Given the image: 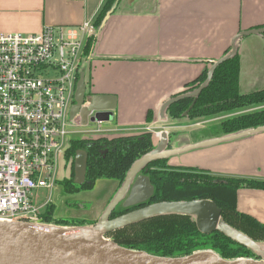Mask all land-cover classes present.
Instances as JSON below:
<instances>
[{
    "label": "crops",
    "instance_id": "obj_1",
    "mask_svg": "<svg viewBox=\"0 0 264 264\" xmlns=\"http://www.w3.org/2000/svg\"><path fill=\"white\" fill-rule=\"evenodd\" d=\"M106 1L0 0V34L32 35L45 27H63L78 30L81 36L79 28L87 22L94 25ZM263 27L264 0H123L98 31L84 64L86 72L92 70L88 91L105 97V107H115V124L108 129L121 133L102 137L151 132L157 145L160 133L170 135L174 127L182 126L180 120L160 117L164 103L185 91L210 67L208 61L225 56L238 33ZM239 54L241 86L247 79L249 87L254 78L244 79L246 54ZM150 111L154 121L148 124ZM75 126L81 128V120ZM216 150L221 149L204 153ZM213 155L218 161L197 160L194 165L218 175L240 173L264 179V133ZM263 192L243 189L237 196L238 210L262 223Z\"/></svg>",
    "mask_w": 264,
    "mask_h": 264
},
{
    "label": "trees",
    "instance_id": "obj_2",
    "mask_svg": "<svg viewBox=\"0 0 264 264\" xmlns=\"http://www.w3.org/2000/svg\"><path fill=\"white\" fill-rule=\"evenodd\" d=\"M122 1L107 0L94 22L95 28H100L104 21L115 13ZM94 46L95 41L91 37L86 47L87 56L92 53ZM230 51L231 48L226 55ZM208 69L209 67L198 78L188 83L185 91L177 96L196 91L207 79ZM241 71L242 61L238 53L216 69L210 84L199 95L187 116L185 113L193 104V99L172 105L167 110V116L172 120L201 121L224 114H238L206 130L205 136L196 140V143L264 126V89L241 93ZM153 121L154 113L150 111L147 123L151 124ZM171 135L172 133L170 138ZM155 148V138L151 132L71 141L64 155L66 163L71 165L70 176L58 181L57 192L64 196L91 191L102 179L113 180L117 184V192L125 182L132 165ZM170 148H174L172 142ZM80 151L87 154L83 184L76 183V157ZM169 162L155 161L141 172V175L149 178L154 187L153 197L146 206L164 202L211 200L222 210V217L228 225L256 243L264 244V223L250 214L240 212L237 206L240 190L264 191V181L216 176L201 168L172 166ZM137 208L127 209L120 204L111 219ZM41 218L44 224L60 227H85L97 223L96 221L86 224L84 221L59 218L56 203L49 205ZM106 237L121 247L157 257L181 258L198 252L212 251L225 260L259 259L251 250L238 245L220 232L211 235L201 233L195 219L189 216L168 215L148 219L110 232Z\"/></svg>",
    "mask_w": 264,
    "mask_h": 264
},
{
    "label": "water",
    "instance_id": "obj_3",
    "mask_svg": "<svg viewBox=\"0 0 264 264\" xmlns=\"http://www.w3.org/2000/svg\"><path fill=\"white\" fill-rule=\"evenodd\" d=\"M255 34H264V27L238 33L233 38L231 51L227 55L219 60L208 61L210 67L205 82L196 91L173 97L165 102L160 110V117L165 119L167 110L172 105L193 99V104L185 113L187 116L195 106L199 95L210 84L216 69L238 54L239 40ZM86 76V68H83L76 88L74 105L70 111L71 121L81 120V127L112 121L115 107H105L103 105V102L107 101L105 97L88 91ZM261 133H264V126L207 139L180 149H171L170 135L163 131L160 133L155 150L132 165L125 182L94 226L60 227L44 223L0 221V264H264V244L256 243L228 225L222 217V210L211 200L151 204L111 219L120 204L128 209L146 203L153 197V185L148 177L141 175L151 163L169 160L171 156L191 150L212 147ZM86 162L87 154L84 151L78 152L77 184H83L85 180ZM168 215L192 217L201 233L211 235L220 232L238 245L251 250L259 259L225 260L212 251L198 252L181 258L157 257L143 251L121 247L106 237L110 232Z\"/></svg>",
    "mask_w": 264,
    "mask_h": 264
},
{
    "label": "built area",
    "instance_id": "obj_4",
    "mask_svg": "<svg viewBox=\"0 0 264 264\" xmlns=\"http://www.w3.org/2000/svg\"><path fill=\"white\" fill-rule=\"evenodd\" d=\"M77 31L0 34V221L42 223L54 203L57 159L76 123L70 111L95 25ZM41 189L49 192L43 204Z\"/></svg>",
    "mask_w": 264,
    "mask_h": 264
},
{
    "label": "rangeland",
    "instance_id": "obj_5",
    "mask_svg": "<svg viewBox=\"0 0 264 264\" xmlns=\"http://www.w3.org/2000/svg\"><path fill=\"white\" fill-rule=\"evenodd\" d=\"M109 18V17H108ZM108 18L104 21V23L108 20ZM103 23V25H104ZM96 28L94 35L92 38L96 42V36L99 30L102 29ZM239 51L244 55L246 54L245 67H244V79H246L247 75H251L254 78L253 85L249 87L245 86V82L248 84L247 79L244 80V84L241 86V93H248L254 90H259L264 88V34H255L248 35L239 40L237 43ZM238 51V53H239ZM240 55V54H239ZM257 63V64H256ZM255 68V69H254ZM253 70H255L253 72ZM87 83L91 78L92 70L90 68L87 69ZM250 73V74H249ZM89 85V83H88ZM241 114V113H239ZM236 115L224 114L218 117L206 118L201 121H192L182 119L180 121L179 127H174L172 129V145L175 149L184 148L187 145L194 144L196 140H199L200 137L205 136V131L210 130L213 126L221 124L223 121L233 118ZM113 121V120H112ZM109 121L102 124H91L88 127L76 128V126L68 128L70 134L67 136V140L65 146L62 148V151H65L67 148V143L69 144L71 141L77 140H85V139H96L102 136L108 135H118L121 132L112 131L116 129H108L109 125H114L115 123ZM199 123V124H197ZM254 136V135H253ZM252 136H247L244 138H240L237 140H233L230 142H225L216 146L201 148L196 150H191L189 152H185L182 154L171 156L169 159V163L173 166H184V167H196L197 160H200L204 163H209L214 159L218 161V155H213L220 151H227V149L237 142H244L248 139H251ZM214 150L221 149L212 152V154L204 153L206 150ZM235 147L231 150L235 151ZM192 162V163H190ZM57 171L58 175L61 176V179L67 178L70 176L71 165L66 163L63 157H58L57 159ZM197 168V167H196ZM207 170V169H206ZM212 175L223 176V177H236V178H246V179H255L263 181L264 179H259L255 176L251 175H218L214 172H210ZM59 184L56 186V190L53 193L54 203L57 205V216L59 218L74 220V221H84L86 224L95 223L101 217L103 212L105 211V207L108 201L111 198H114L117 190V184L113 180L102 179L99 180L95 186V188L91 191H83L79 194L75 195H64L62 196L59 192ZM246 191H262L263 190H246ZM116 192V193H115ZM264 193V192H263ZM37 203L43 204L49 197V192L47 190L41 189L36 192Z\"/></svg>",
    "mask_w": 264,
    "mask_h": 264
},
{
    "label": "flooded vegetation",
    "instance_id": "obj_6",
    "mask_svg": "<svg viewBox=\"0 0 264 264\" xmlns=\"http://www.w3.org/2000/svg\"><path fill=\"white\" fill-rule=\"evenodd\" d=\"M68 178V177H67ZM64 179V178H63ZM150 201V200H149ZM148 201V202H149ZM148 202H146V203H143V204H141V205H138V206H136V207H138L137 209H135V210H138V209H140V208H144V207H146V204L148 203ZM148 206V205H147ZM135 210H133V211H135Z\"/></svg>",
    "mask_w": 264,
    "mask_h": 264
}]
</instances>
